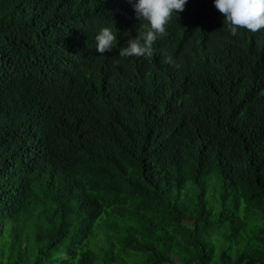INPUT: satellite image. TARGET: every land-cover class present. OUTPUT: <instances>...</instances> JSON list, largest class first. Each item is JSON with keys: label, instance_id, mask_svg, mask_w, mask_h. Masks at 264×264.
Returning <instances> with one entry per match:
<instances>
[{"label": "trees", "instance_id": "1", "mask_svg": "<svg viewBox=\"0 0 264 264\" xmlns=\"http://www.w3.org/2000/svg\"><path fill=\"white\" fill-rule=\"evenodd\" d=\"M135 2L0 0V244L18 264H264V30L97 53L87 24L122 11L126 47Z\"/></svg>", "mask_w": 264, "mask_h": 264}, {"label": "clouds", "instance_id": "2", "mask_svg": "<svg viewBox=\"0 0 264 264\" xmlns=\"http://www.w3.org/2000/svg\"><path fill=\"white\" fill-rule=\"evenodd\" d=\"M133 0H129L132 3ZM136 15L134 21L144 31L135 38L127 40L126 47L118 42V35L128 25L121 11L113 24L99 26L95 32L92 22L88 29L94 31L93 47L99 54L119 52L120 57H151L153 44L157 37H163L168 29H178L190 41H200L210 31L223 32L218 36L231 38L229 47L244 44H257L255 40L237 35L239 30L257 33L264 30V0H138L133 4ZM130 32H125L129 35ZM168 57L166 62H170Z\"/></svg>", "mask_w": 264, "mask_h": 264}, {"label": "rangeland", "instance_id": "3", "mask_svg": "<svg viewBox=\"0 0 264 264\" xmlns=\"http://www.w3.org/2000/svg\"><path fill=\"white\" fill-rule=\"evenodd\" d=\"M4 240H1V244H0V250L1 252H3V256H5L4 250L6 247H9L11 249V253L10 256L6 259V264H18L16 261V257H15V250L16 248H11L10 245L8 243L11 242L10 238H3ZM5 245V247H4Z\"/></svg>", "mask_w": 264, "mask_h": 264}]
</instances>
